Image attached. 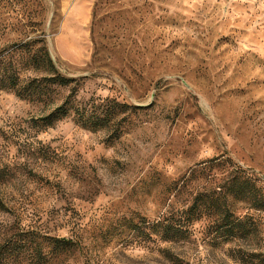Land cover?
<instances>
[{"label":"rangeland","instance_id":"obj_1","mask_svg":"<svg viewBox=\"0 0 264 264\" xmlns=\"http://www.w3.org/2000/svg\"><path fill=\"white\" fill-rule=\"evenodd\" d=\"M0 81L3 264H264V0H0Z\"/></svg>","mask_w":264,"mask_h":264},{"label":"trees","instance_id":"obj_2","mask_svg":"<svg viewBox=\"0 0 264 264\" xmlns=\"http://www.w3.org/2000/svg\"><path fill=\"white\" fill-rule=\"evenodd\" d=\"M51 63V61H50ZM50 81L57 83L60 86H65L68 83L74 82V80H67L66 78L60 76L57 74V76H54L52 78L49 79ZM1 83V87L3 88H7L8 86L5 85L4 81H0ZM15 84L11 85V88L14 87ZM66 115V112L64 114H62V116ZM88 122L83 123V127L86 128L87 127ZM235 174H237L238 172H240L241 170L239 169V167L235 168ZM250 182L248 180H245L241 183L236 182L233 180V182H231L230 187L226 190V194H230L233 197V200L236 202L237 200H241L246 204V208L248 210L251 209H255V210H261L262 212H264V199L261 198L260 200L258 198H255V193L252 192L253 194H251V190L249 186ZM217 191V190H215ZM205 193V194H199V196L196 197L195 202L191 208V210H194L197 207V211H199V213H203L207 216H210L211 212H212V207H214L216 210L215 211H219L220 210V204H217L218 200L216 197L221 196L220 193ZM216 195V196H214ZM225 200V199H224ZM204 206L206 208H204ZM4 209V202L2 201V199L0 198V211H2ZM202 214V215H203ZM226 214V218H224L223 222L221 224L218 225V230H224L226 233H233L235 230V227L237 225H241L242 222L238 221L236 219H233L235 213L234 210L228 208V210L226 209L225 211ZM217 225V224H216ZM182 225L180 223H178L177 225H169L166 226V231H165V241L167 242H177L175 237L182 235L184 232H182ZM171 233H174V235L172 236ZM175 239V240H174ZM52 243V252L54 254V256H60L62 254H74V252H76L77 250H79L80 248V243L72 240V239H66V238H50L49 239ZM174 240V241H173ZM9 249H7L9 251L10 254H17L19 252V247L16 241H11L8 245ZM38 249L40 250L38 255H41L42 252V246L39 245ZM12 252H11V251ZM4 256H0V264H3L4 261Z\"/></svg>","mask_w":264,"mask_h":264}]
</instances>
